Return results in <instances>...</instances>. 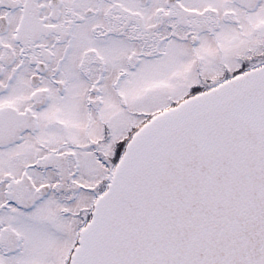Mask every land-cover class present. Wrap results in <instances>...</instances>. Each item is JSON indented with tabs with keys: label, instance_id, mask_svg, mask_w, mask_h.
<instances>
[{
	"label": "snow or ice",
	"instance_id": "snow-or-ice-1",
	"mask_svg": "<svg viewBox=\"0 0 264 264\" xmlns=\"http://www.w3.org/2000/svg\"><path fill=\"white\" fill-rule=\"evenodd\" d=\"M0 264H264V0H0Z\"/></svg>",
	"mask_w": 264,
	"mask_h": 264
}]
</instances>
